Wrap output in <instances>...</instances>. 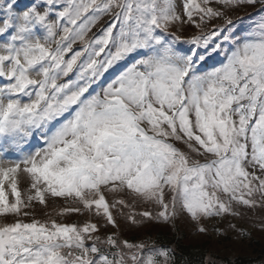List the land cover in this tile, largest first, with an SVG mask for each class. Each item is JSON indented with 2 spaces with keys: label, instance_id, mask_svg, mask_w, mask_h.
<instances>
[{
  "label": "snow or ice",
  "instance_id": "obj_1",
  "mask_svg": "<svg viewBox=\"0 0 264 264\" xmlns=\"http://www.w3.org/2000/svg\"><path fill=\"white\" fill-rule=\"evenodd\" d=\"M258 209L264 0H0V264H179L148 229Z\"/></svg>",
  "mask_w": 264,
  "mask_h": 264
},
{
  "label": "trees",
  "instance_id": "obj_2",
  "mask_svg": "<svg viewBox=\"0 0 264 264\" xmlns=\"http://www.w3.org/2000/svg\"><path fill=\"white\" fill-rule=\"evenodd\" d=\"M240 219L259 232H257L258 234L251 233L248 238L239 242L231 238L232 249L230 247L222 248L221 243H206L203 247L199 244L198 246L194 245L197 243L192 241L189 233L181 226L176 227L175 231L160 226L152 227L147 231L161 245L176 248L179 264H185V262L201 264V261L209 255L215 256L226 264H253L256 261L264 263V234H262L264 232L256 226L264 220V212L259 209L255 212L249 211ZM121 223L123 224V221ZM107 231L114 230L109 227ZM122 235L130 241L139 240L145 237V230L126 226Z\"/></svg>",
  "mask_w": 264,
  "mask_h": 264
},
{
  "label": "rangeland",
  "instance_id": "obj_3",
  "mask_svg": "<svg viewBox=\"0 0 264 264\" xmlns=\"http://www.w3.org/2000/svg\"><path fill=\"white\" fill-rule=\"evenodd\" d=\"M22 187H23V186H22ZM50 205H51L53 208H58V207H60V206L63 205V201L57 199V201H56L54 204L50 201ZM71 216H73V215H71ZM71 216H70V217H71ZM70 217L66 218L65 222H67V220H68ZM185 220L187 221V224H188V225H193V224H194L192 221H190V220L187 219V218H185ZM220 221H221V220H220ZM218 222H219V221H218ZM214 223H217V221H213V222H211V223H209V224H214ZM193 236H194V238H197V237H199L200 235H196V234H194Z\"/></svg>",
  "mask_w": 264,
  "mask_h": 264
}]
</instances>
